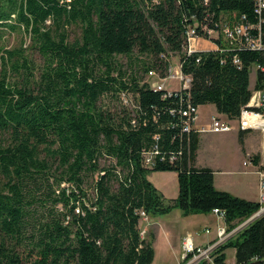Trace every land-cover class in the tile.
<instances>
[{
  "label": "trees",
  "instance_id": "obj_1",
  "mask_svg": "<svg viewBox=\"0 0 264 264\" xmlns=\"http://www.w3.org/2000/svg\"><path fill=\"white\" fill-rule=\"evenodd\" d=\"M234 15L255 21L253 1L0 0V33L22 28L44 60L36 73L21 52L0 50V264H152L143 214L219 209L232 232L260 210L217 190L212 169L195 167L201 133H185L180 114L190 102L236 120L248 104L261 53L187 51L189 28L201 33ZM72 26L82 35L70 43ZM175 55L191 83L166 96L147 76L166 78ZM9 63L19 77L13 82ZM105 96L122 108L99 105ZM247 133H239L242 146ZM155 148V164L146 166L144 153ZM152 172L177 173L178 196L168 204ZM47 204L42 220L38 208ZM228 248L236 249L235 264H264V214L218 246L217 264H227Z\"/></svg>",
  "mask_w": 264,
  "mask_h": 264
},
{
  "label": "rangeland",
  "instance_id": "obj_2",
  "mask_svg": "<svg viewBox=\"0 0 264 264\" xmlns=\"http://www.w3.org/2000/svg\"><path fill=\"white\" fill-rule=\"evenodd\" d=\"M81 35L82 29L79 26H72L69 28L70 43L80 40ZM203 44L205 46H212L210 43L201 41L200 47H202ZM0 50H3V52H5V50L21 52L29 59L31 62L30 65L35 67L36 73H39L40 69L44 66V60L38 50H36L31 35L22 28H17L16 30L2 28L0 33ZM172 57H175V59H172ZM172 57H170L173 62L171 66L175 70L178 58L180 57L179 55ZM117 62L123 68H127L129 64V60L124 56L117 57ZM10 66L11 65L9 63V79L13 82V80L15 81L19 77L16 73L10 70ZM2 70L3 66L0 64V73ZM137 70L140 72L139 75L143 78L145 75L143 68L138 67ZM256 78L257 69L256 66H252L250 74L251 89H253ZM150 80L152 83L159 81L156 77H153ZM166 86L168 89L175 90L179 87V81L168 79L166 81ZM99 105L105 106L113 111L117 109L120 110L122 108L120 100L117 98H111L110 96L103 97L99 102ZM214 113L215 110L211 107V105L202 106L199 109V114L201 115L200 122L204 124L210 123L211 115ZM239 133L240 132L234 130L229 133H207V135H204L202 137L203 159L206 164L211 165L215 169L223 171L233 170L231 174H228L233 178L232 182L227 183L230 184L229 187L242 188L243 191H247L249 194H252L258 182V175L256 173L257 169L264 164V132L252 131L247 133L245 138L246 147L250 150V155L253 158L258 157L260 161L259 166H256L253 163L252 166L250 165L248 167L243 165L247 156L242 151L243 146L239 141ZM104 163L111 164L112 161L102 160V164ZM218 175H224V173H218ZM148 179L160 193H164L163 195L167 204L171 201L172 196L179 192L178 177L176 173H168L165 175L161 172H152L148 175ZM50 208H52V205L50 204L39 206L38 214L41 216L40 218L42 220H45L46 216L49 214L48 212ZM245 223L246 221L241 223L235 229V234L247 226H243ZM204 225L205 223L203 221V217H184L179 209H175L166 215H159L155 217L143 216L140 223L143 233L142 235L147 240H151L153 238L152 241L155 250V258L152 264H178L180 262L181 252L177 236L186 229H189L192 232L198 230L199 239L204 242L206 239L212 237L214 232V230H212V234L208 235L206 231H204ZM212 229H214V227H212ZM232 236H234V234ZM225 254L227 264L236 263L235 248L226 249Z\"/></svg>",
  "mask_w": 264,
  "mask_h": 264
},
{
  "label": "built area",
  "instance_id": "obj_3",
  "mask_svg": "<svg viewBox=\"0 0 264 264\" xmlns=\"http://www.w3.org/2000/svg\"><path fill=\"white\" fill-rule=\"evenodd\" d=\"M252 1L255 14V21L253 22L248 21L245 15L240 17L234 15L233 18L227 22H222L219 27L212 29L208 28V26L201 27V33L198 32L196 27L189 28L186 33L188 53L192 54L199 51L224 52L227 49H246L261 53L264 56V0ZM203 40H208L212 47L210 49H202L200 43ZM234 63L239 64L240 60L235 57ZM253 66H256L257 78L258 75L261 77V86L260 88L256 87V78L253 89H251V98L248 104L242 108L236 120H229L222 115H214L211 117L210 123L201 125L198 122L199 107L189 102L186 108L180 111V114L184 118L183 131L185 133H190L195 130L201 134H223L234 130L238 132H264V60L261 62L258 61ZM153 77H156L159 81L152 83L150 79ZM168 79L178 80L181 83L178 92L190 87L191 78L182 73L181 63L179 69L174 70L171 66L166 78H160L155 72H150L147 76V81H149L153 90L166 91V96H172L175 92L166 89V81ZM125 102L128 104V100ZM156 149L157 148H155L154 152L144 153L146 166H154V156L158 154ZM253 163L254 158L249 154L246 160H244L243 165L248 167L250 165L252 166ZM256 173L258 175V203L261 205L258 212L264 214V166L261 165ZM213 213L225 221L226 214L224 211L215 209ZM143 216L145 215L143 214ZM248 222L249 220H247L243 226L248 225ZM235 231L236 230H233L227 234L226 228H218L217 238L205 247L197 246L193 237L188 234L182 242L181 264H217L214 256L215 250L219 245L223 244L226 239L228 240L235 234ZM206 233L209 234L210 231L206 230Z\"/></svg>",
  "mask_w": 264,
  "mask_h": 264
},
{
  "label": "crops",
  "instance_id": "obj_4",
  "mask_svg": "<svg viewBox=\"0 0 264 264\" xmlns=\"http://www.w3.org/2000/svg\"><path fill=\"white\" fill-rule=\"evenodd\" d=\"M203 42H207L210 43L208 40H203ZM211 44V43H210ZM207 45V44H206ZM202 46V45H201ZM212 46H205L203 44V46L201 47L202 49H210ZM172 59H175V57H172ZM173 62L171 61V64ZM179 65H180V58H178L177 64H176V69H179ZM181 87V83L179 82V87L177 89H168L166 86L167 90L173 91V92H178L180 90ZM202 106L199 107V109ZM211 107L214 108L215 113L211 115H221L218 114L216 107L214 105H211ZM224 116V115H222ZM225 117V116H224ZM201 120V115L199 114V124L203 125L204 123L200 122ZM204 135H207V133H202L200 135V140H199V146H198V150H197V155H196V160H195V167L197 168H210L214 171V186L217 190L219 191H223V192H228L236 197L248 200V201H252V202H258V182L255 186V190L252 194H249L247 191H243L242 188H235V187H229L230 184H227L228 182H232L233 178L232 176L230 177V175L233 172V170H220V169H215L214 167H212L211 165H208L205 163L204 159H203V151H202V137ZM243 153L247 156L250 154V150L246 147V142L244 143L243 149H242ZM264 166V164H263ZM163 174H168V173H175V172H161ZM218 173H224V175H218ZM177 174V173H176ZM164 194V193H163ZM178 196V193L174 196H172L171 199H175ZM182 214V213H181ZM183 216V215H182ZM189 217H203V221L205 223L204 225V231L209 230L210 234H212V230H214L212 237H210L209 239H206L204 242H202L199 239V231L196 230L195 232H192L189 229H186L185 231L181 232L178 236H177V241L179 244V248H180V252H182V242L183 239L185 238V236H187L188 234H190L196 245L199 247H205L207 246L209 243L213 242L216 238H217V230L218 228H226V223L224 220H222L221 218H219L218 215H216L215 213H211L208 215H192ZM197 221V220H196ZM212 227H214V229H212ZM181 255V254H180ZM181 257V256H180ZM154 262V261H153ZM227 263V261H226ZM178 264H181V258H180V262Z\"/></svg>",
  "mask_w": 264,
  "mask_h": 264
},
{
  "label": "water",
  "instance_id": "obj_5",
  "mask_svg": "<svg viewBox=\"0 0 264 264\" xmlns=\"http://www.w3.org/2000/svg\"><path fill=\"white\" fill-rule=\"evenodd\" d=\"M262 215H263L262 212L256 213L252 218L249 219V222L248 223H251L252 221H254L255 219L259 218Z\"/></svg>",
  "mask_w": 264,
  "mask_h": 264
}]
</instances>
